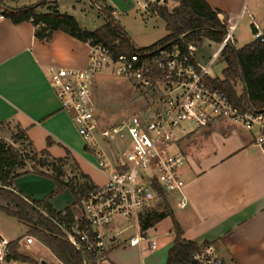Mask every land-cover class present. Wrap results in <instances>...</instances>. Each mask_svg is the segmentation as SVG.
Returning a JSON list of instances; mask_svg holds the SVG:
<instances>
[{
  "label": "crops",
  "instance_id": "obj_1",
  "mask_svg": "<svg viewBox=\"0 0 264 264\" xmlns=\"http://www.w3.org/2000/svg\"><path fill=\"white\" fill-rule=\"evenodd\" d=\"M101 1L119 17V13L136 7L142 10L146 0ZM206 1L220 11L237 48L244 47L238 45L236 37L242 24L251 26L254 32L255 23L264 28V0ZM55 2L62 13H67L62 11L67 0ZM6 4L12 8L27 6L20 0ZM145 14L148 18L159 17L152 12ZM211 44L219 47L210 55ZM222 49L223 43L208 39L197 49L203 64L216 57L211 68L214 77L221 76L214 74L213 68L220 61ZM89 59V44L66 32L55 31L46 41L36 36L32 22L16 24L11 18L0 22V127L20 129L35 153L47 150L53 161L71 158L78 165L77 173L86 175L96 186L105 183L106 177L98 169L94 154L81 142L74 122L62 110L47 75L51 67L86 69ZM180 131L174 150L188 157L182 169L187 205L179 206L184 198L180 193L163 194L146 211L168 214L155 226L142 230V213L139 220L116 221L101 228L107 238L118 239L117 245L109 244L102 264H169L177 236L175 221L184 240L198 246L213 244L224 264H264V146L257 143L259 129H247L220 118L203 129L195 130L190 125ZM96 173L101 174L102 182H96ZM55 188L51 175L30 171L14 180L12 190L27 199L41 200ZM74 202L75 198L66 205L59 201L52 205L57 211H65ZM160 203L163 207L158 210ZM135 237L142 239L131 245ZM152 241L156 248L150 247Z\"/></svg>",
  "mask_w": 264,
  "mask_h": 264
},
{
  "label": "built area",
  "instance_id": "obj_2",
  "mask_svg": "<svg viewBox=\"0 0 264 264\" xmlns=\"http://www.w3.org/2000/svg\"><path fill=\"white\" fill-rule=\"evenodd\" d=\"M169 0H146L141 4L145 13L154 4ZM101 10V6L96 4ZM6 18L0 11V22ZM255 39L264 41V32L255 23ZM183 38V36H182ZM231 42L228 34L223 47ZM89 65L86 69L51 67L48 80L54 89L62 110L74 122L85 146L94 154L98 169L106 182L93 186L81 199L82 216L71 225L69 241L79 250L92 253L103 262L109 244L117 245V236L107 238L100 230L120 219L139 220L154 201L163 194L180 193L184 196L186 180L182 169L188 157L175 151L178 132L184 125L203 129L217 119H227L247 129H259L258 145L264 146V109L243 110L234 105L226 92L210 83L213 56L209 63L200 62L198 46L175 44L153 51H139L131 55L114 57V51L103 44L88 43ZM109 73L134 82L142 93L157 97V105L133 115L112 126L99 117L94 98L93 83L98 75ZM124 147L116 141L126 137ZM187 205L184 196L180 207ZM141 237L131 239V245L140 243ZM0 235V264H31L13 255V243ZM35 243L27 236L21 244L30 247ZM156 248L155 242H150ZM181 264H224V260L211 243L201 246Z\"/></svg>",
  "mask_w": 264,
  "mask_h": 264
},
{
  "label": "trees",
  "instance_id": "obj_3",
  "mask_svg": "<svg viewBox=\"0 0 264 264\" xmlns=\"http://www.w3.org/2000/svg\"><path fill=\"white\" fill-rule=\"evenodd\" d=\"M99 2V0H93ZM47 0L27 5L21 8L5 6L0 0V11L6 18H11L16 24L32 22L36 27V36L41 40L50 41L55 31L66 32L84 42L103 44L114 51V57L131 55L139 51H153L164 47L179 44L185 47L189 44L199 46L205 39L222 44L229 34L227 26L220 18V11L213 9L206 0H180L177 5L170 7L168 2L154 4L151 11L161 17L166 23L168 34L155 44L137 48L126 31L117 20L114 9L107 5H100L106 16V23L97 30H89L82 26L75 16L62 13L56 5L46 8ZM46 11H43L44 9ZM183 36V38H182ZM221 62L225 64L222 77L210 79V83L227 93L234 105L243 110L260 111L264 109V41L255 39L242 48H237L228 42L221 51ZM239 85L241 90H239ZM51 143V140H49ZM41 157L35 153L33 157L21 155L15 147L0 141V201L7 205H0L6 214L20 220L29 228L38 240L47 246L62 264H102L89 252H81L68 238V235L54 222L43 215L39 209L46 212L68 232L71 225L80 216L77 208L81 206V199L93 186L86 175H82L85 182L78 188L64 179L63 166L67 160H48L49 152L44 150ZM37 160L40 168L51 167L55 172L51 175L62 190L70 188L74 194L75 202L65 211H57L45 200H31L33 204L24 199L23 195L12 190L14 180L30 172L27 170V159ZM42 175H49L45 171H38ZM166 212L151 211L141 216L142 230H147L163 220ZM176 240L170 251L169 264H181L199 248L193 242L182 238V229L177 221ZM13 255L18 260L28 261L19 251V241L13 243Z\"/></svg>",
  "mask_w": 264,
  "mask_h": 264
},
{
  "label": "rangeland",
  "instance_id": "obj_4",
  "mask_svg": "<svg viewBox=\"0 0 264 264\" xmlns=\"http://www.w3.org/2000/svg\"><path fill=\"white\" fill-rule=\"evenodd\" d=\"M1 1L5 6H8L6 2L15 0ZM39 1L42 0H20V3L31 5ZM55 1L56 0H47V5H55ZM65 1L66 0H62L63 3ZM96 4L104 5L101 0H99V2H93V0H67L62 11L73 14L81 24H85L87 28L94 31L106 23V16L102 10L97 8ZM168 4L172 8L177 5V1L169 0ZM73 5L76 10L74 9ZM48 6L46 8H48ZM115 17L126 29L133 41V44L137 48L149 47L165 38L168 34L166 23L161 17L148 18L144 11L138 7L126 13H119V17L116 15ZM262 31L264 32V28ZM236 37L238 38V45L245 46L254 39L255 32L251 26H248L244 23L240 27ZM200 45L202 46L203 43ZM216 47L218 48L219 46L211 44V46L208 47L210 55L214 52ZM224 65L225 64H223V62L221 63V60L217 61L213 68V73L221 75L219 77H222ZM93 88L99 117L108 126H112L133 115H141L143 112L151 110L158 104L157 100H159L157 97H153L139 91L133 81L114 76L109 73L98 75L94 80ZM239 90H241L240 85ZM184 126L189 127L190 124H186ZM127 132L128 127L124 129V134H126V137L123 138V140L119 139L116 141L117 145L121 144V147H124V141L127 143L130 142ZM181 134L182 132L179 130L178 136ZM79 137L81 142L84 143L80 135ZM0 141H3L8 145H12L21 155L25 157H33L35 154V151L23 139L20 129H14L9 125L0 127ZM38 155V157H41L40 154ZM66 159L67 162H65L66 164L63 166L65 172L64 179L78 188L85 182V180L83 179L82 175H80V173H77L78 165L72 161L71 158L67 157ZM48 160L53 162V160L50 158H48ZM36 162L37 160L28 158L27 170L34 172L45 171L49 175H54L55 172L51 167L42 169ZM95 180L96 182L103 181V177L100 173H96ZM54 183L56 188L45 194L41 200L50 198L51 204L59 201L63 205H66L68 202L74 199V194L70 188H64L61 190L55 180ZM0 205H7V203L5 201H0ZM162 207L163 204L160 203L157 209H162ZM77 214L80 216L82 215V206L77 208ZM118 221L120 222L124 220L120 219ZM0 235H3L11 240L19 241V253L22 256L28 258V262L31 264H41L43 259L50 262V264H62L47 246L41 243L36 236L30 234L29 228L25 226V224H23L17 218L6 214L1 209ZM27 236L34 237L35 243L26 248L23 244H21V241H24Z\"/></svg>",
  "mask_w": 264,
  "mask_h": 264
},
{
  "label": "water",
  "instance_id": "obj_5",
  "mask_svg": "<svg viewBox=\"0 0 264 264\" xmlns=\"http://www.w3.org/2000/svg\"><path fill=\"white\" fill-rule=\"evenodd\" d=\"M174 1H180V0H174ZM24 197V196H23ZM24 199L25 200H27L28 202H30L31 204H33L32 203V201H30L29 199H27L26 197H24ZM39 211L43 214V215H45L47 218H49L52 222H54L60 229H62L67 235L69 234V232L62 226V225H60L56 220H54L50 215H48L46 212H44L43 210H41V209H39ZM81 252H83L82 250H80ZM84 253V252H83ZM41 264H50V262H48L47 260H45V259H43L42 261H41ZM86 264H87V262H86Z\"/></svg>",
  "mask_w": 264,
  "mask_h": 264
}]
</instances>
